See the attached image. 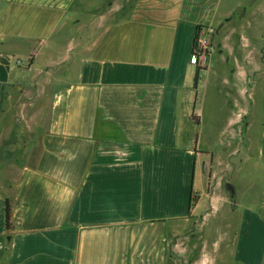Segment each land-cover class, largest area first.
<instances>
[{
    "label": "crops",
    "instance_id": "1",
    "mask_svg": "<svg viewBox=\"0 0 264 264\" xmlns=\"http://www.w3.org/2000/svg\"><path fill=\"white\" fill-rule=\"evenodd\" d=\"M249 1L0 0V264H264V179L235 182L264 169Z\"/></svg>",
    "mask_w": 264,
    "mask_h": 264
},
{
    "label": "rangeland",
    "instance_id": "2",
    "mask_svg": "<svg viewBox=\"0 0 264 264\" xmlns=\"http://www.w3.org/2000/svg\"><path fill=\"white\" fill-rule=\"evenodd\" d=\"M252 1L253 0L249 1L245 5L247 7H249L251 5ZM239 14H237V15H239ZM194 69H195V74H196L198 67L196 66ZM205 71H206L205 67L202 68L201 72L203 73ZM261 89H263V90H261ZM261 89H260V95H259L260 103H257L258 115H257V118L255 119L253 129L249 130V135L253 136L254 140H255L256 135H257V137L259 136V122H260L261 111L263 108V105L261 104V102L264 103V87ZM206 97H207V107H210V105L215 104L221 108V110H218V115L215 117L213 116L210 109H206V111H205V115L203 118L205 120L206 127L210 126V124L212 126H214L217 118H219V123H221V121H222V118H223L222 114L224 113L222 107H224V102H223V100L219 101V98H218V101H216V99L212 98L211 94H209V95L207 94ZM3 126H4V123L1 122L0 128ZM246 168H247V170L243 171L242 173H237V175L235 176V182L238 186V192H239L238 194H240V195H241V192H245L247 190L254 191L253 187L255 189L257 187V185L260 186V184H262L263 179H264V176H263V174H264L263 170L264 169H263V166L261 163H260V166L257 168V172H255V169L251 170V168H249L248 164H247ZM198 170H199V166H198ZM251 181H253V182H251Z\"/></svg>",
    "mask_w": 264,
    "mask_h": 264
},
{
    "label": "built area",
    "instance_id": "3",
    "mask_svg": "<svg viewBox=\"0 0 264 264\" xmlns=\"http://www.w3.org/2000/svg\"><path fill=\"white\" fill-rule=\"evenodd\" d=\"M211 34L212 30L207 27H200L198 30V37L190 56V62L197 67H202L206 64L209 52L214 49Z\"/></svg>",
    "mask_w": 264,
    "mask_h": 264
},
{
    "label": "trees",
    "instance_id": "4",
    "mask_svg": "<svg viewBox=\"0 0 264 264\" xmlns=\"http://www.w3.org/2000/svg\"><path fill=\"white\" fill-rule=\"evenodd\" d=\"M200 26H198V30H199ZM197 37H198V31H197V34H196V38H195V42L197 40ZM199 74H200V70L199 68L197 69L196 71V74H195V84L197 85V82H198V79H199ZM193 198L191 199V205L193 203ZM10 224H11V207H10V204H9V201L7 203V208H6V225L8 226V228L10 227Z\"/></svg>",
    "mask_w": 264,
    "mask_h": 264
},
{
    "label": "water",
    "instance_id": "5",
    "mask_svg": "<svg viewBox=\"0 0 264 264\" xmlns=\"http://www.w3.org/2000/svg\"><path fill=\"white\" fill-rule=\"evenodd\" d=\"M230 188H231L232 197L234 198V189L232 186H230ZM263 199H264V196H263Z\"/></svg>",
    "mask_w": 264,
    "mask_h": 264
}]
</instances>
